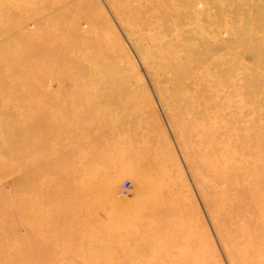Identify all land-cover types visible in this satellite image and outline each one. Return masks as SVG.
<instances>
[{"label": "rangeland", "instance_id": "rangeland-1", "mask_svg": "<svg viewBox=\"0 0 264 264\" xmlns=\"http://www.w3.org/2000/svg\"><path fill=\"white\" fill-rule=\"evenodd\" d=\"M161 38L179 42L182 67L221 72L228 103L153 73L141 52ZM0 112L12 113L0 131L28 125L0 133V157L25 155L6 143H41L25 168L0 169V264H264V203L251 190L262 177L264 0H0ZM70 150L102 202L81 195L64 207L56 169ZM135 201L142 218L121 221L131 206L109 216Z\"/></svg>", "mask_w": 264, "mask_h": 264}, {"label": "bare ground", "instance_id": "bare-ground-1", "mask_svg": "<svg viewBox=\"0 0 264 264\" xmlns=\"http://www.w3.org/2000/svg\"><path fill=\"white\" fill-rule=\"evenodd\" d=\"M182 15H177L176 17L173 16H168V19L166 21H162L161 23H159L154 29L155 31H157L158 29L160 31H168L172 25L174 24V22L176 20H178L179 18H182ZM203 24V23H202ZM139 34H143V33H139ZM138 34V35H139ZM203 34V33H202ZM218 46V43H217ZM152 51L155 53H152L150 50L147 51H142L141 54L142 56L145 58V60L147 62H149L150 64H152V72L153 73H157L159 70H163L164 69H169L170 73H172L171 78H169L170 83L175 84V85H180L183 89V94L189 96L191 90L193 89H203L205 90V92L207 91L208 94H206L209 97L214 98L215 103L218 104H224V103H228L227 102V96H225V98H222V94L224 93V88H225V84L223 83V81L221 80V72H216L214 74H209V70L207 75L205 73H201V75L199 73H195L193 71L192 68H188V67H182L185 65V63L187 62L185 60V55L183 53H181V46L179 45V42H177L174 39H159L157 41H154L152 44ZM193 49V48H192ZM112 60V58H111ZM188 63V62H187ZM186 63V64H187ZM190 63V61H189ZM105 65V64H104ZM180 65V67H179ZM189 66V65H187ZM206 71V70H205ZM98 73L104 74L108 76V79H110L111 85L113 88H120L122 86L123 83L120 82H116L118 76L120 75V73L113 68L112 71H108L107 68L106 69H99ZM212 73V72H211ZM215 75V77L213 78V76ZM187 78H182V77H186ZM201 79H200V78ZM120 78V77H119ZM118 78V79H119ZM206 78V79H205ZM79 81L82 82V84L86 83L87 81H94V79H92L91 74H88L87 78H81L79 77ZM100 82H103V80H101ZM169 83V84H170ZM227 87V86H226ZM242 88V87H241ZM251 89V88H249ZM185 90V91H184ZM240 91V89H238ZM237 89L234 91H232V94L234 95H239V91ZM242 90V89H241ZM253 90V89H252ZM116 90L112 89L111 95H115ZM251 91V90H250ZM181 92V91H180ZM249 92V91H248ZM204 94V93H203ZM225 94V93H224ZM206 95L204 96H196L194 95L196 98H198V100L202 101L203 103H206ZM186 96V97H187ZM185 97V96H184ZM183 97V98H184ZM185 97V98H186ZM187 99V98H186ZM189 99V98H188ZM194 100V98H193ZM197 100V99H196ZM229 100V99H228ZM231 100V99H230ZM232 101V100H231ZM197 102V101H196ZM252 102V101H251ZM200 103V102H199ZM230 103V101H229ZM194 104V103H193ZM217 104V105H218ZM232 104V102H231ZM192 105V104H191ZM243 105V104H242ZM198 107V106H197ZM200 107V106H199ZM191 108V107H190ZM220 108V107H219ZM246 108V107H244ZM66 109V108H65ZM198 109V108H197ZM217 110V109H216ZM244 110V109H243ZM16 113V111H14ZM218 112V111H216ZM249 112V111H248ZM255 112V111H254ZM261 112V110L258 111V113ZM2 112H0L1 114ZM198 113V112H196ZM223 113V112H222ZM236 113H241L240 110L239 111H235L232 114V118L235 116ZM256 113V112H255ZM7 114H12L10 112H5V114H1V117H4V124L7 125V123L5 122V120L7 119L5 117V115ZM242 115V114H241ZM252 116V115H251ZM254 116V115H253ZM2 119V118H1ZM216 119V118H215ZM214 120V119H213ZM2 121V120H0ZM18 120H15V122L9 124V126H6V129H3L0 131V133H28V125L25 123L26 120H24V122L22 121V123H18L16 122ZM3 122V121H2ZM213 122V121H211ZM216 124V122H215ZM249 127V126H248ZM263 130V131H262ZM262 132L260 133L259 136V140H260V147L261 149H259L256 152L257 157L262 161V164L260 166V173H261V179L259 181H256L255 183H252V198L256 203H264V194H259L261 192V190H264V126L262 127ZM230 131V130H229ZM250 132V131H249ZM216 133V132H215ZM252 134H255L251 131ZM86 137H88V135H86ZM68 139H70L69 141L66 140V143H70L71 140L75 139L74 136H68ZM252 141V140H251ZM258 143V144H259ZM20 144V143H19ZM16 144V143H6L5 145H9V147H22L24 149V156H21V158H16V159H11L8 160L5 157L1 156L0 157V169L4 171H9L12 172V170H14L15 168L21 170L23 168H25L30 162V158L28 157L27 153H30L31 150H33L34 148L40 147V142L35 141V144L33 143H22V144ZM235 144V143H234ZM236 146V145H235ZM62 147V146H61ZM63 148V147H62ZM240 152H238L237 154H239ZM240 155V154H239ZM69 157L66 158H61L62 162L60 161V166L56 169V172L63 177V179L65 180L66 184L64 187V192H68L69 194V198L64 200V207L68 206L71 203H75L77 201L78 198L81 197V195L85 196L86 199H91V198H97V201L100 202L102 197H101V192L95 193V191L93 190V184L91 181H85V180H81L80 177L84 172H87L88 170H86V168L84 167H80L83 164V161L85 159V157L83 155H77L75 154V152L73 150H70L68 153ZM238 156V155H237ZM236 156V157H237ZM243 156V155H242ZM75 157H77V160L79 161V163L76 162V160L74 159ZM234 157V156H233ZM251 157V156H250ZM250 157H248L247 159H249ZM217 158V157H216ZM245 159V158H244ZM243 159V160H244ZM257 160V159H255ZM219 161V160H218ZM82 163V164H81ZM250 163V161H249ZM256 164V163H255ZM252 165V164H251ZM257 165V164H256ZM254 166V165H252ZM250 167V166H249ZM62 169H65V171H62ZM213 169V168H211ZM257 169V168H256ZM224 170V168H223ZM222 170L223 174L224 171ZM62 171V172H61ZM225 171H227L225 169ZM228 172V171H227ZM252 173V172H251ZM228 174V173H227ZM35 175V172H32L30 174L25 175L22 178H19L17 180V184H27L28 179L32 176ZM225 175V174H224ZM250 175V174H249ZM57 176V175H56ZM258 177V176H257ZM255 178V177H254ZM253 179V178H252ZM256 180V179H255ZM254 180V181H255ZM226 182V181H225ZM250 182V181H249ZM235 183V180H234ZM110 185V183H109ZM237 185V184H236ZM243 185V184H242ZM239 187V186H238ZM60 190V189H59ZM101 193V194H100ZM250 193V192H249ZM144 199V198H143ZM142 199V200H143ZM141 200V201H142ZM149 200V199H148ZM78 202V201H77ZM102 202V201H101ZM143 202V201H142ZM140 201H135L134 203L131 202V204H117V205H113L112 206V210L111 213L109 214V216L111 218L117 216L114 212L115 211H121V210H125L128 209L130 206L131 208H129V210L126 214H123L122 217L124 221L126 219H133V218H142V216H140V214L137 213V209L142 208L143 207V203ZM147 202V201H145ZM102 205V204H101ZM134 205V206H132ZM146 204L144 203V207L145 209L149 207V204L147 205L148 207L145 206ZM259 205V204H258ZM132 207L136 208V211H133L135 209L132 210ZM66 209V208H65ZM144 209V208H143ZM258 209V208H257ZM119 211V212H120ZM141 212V211H140ZM121 213V212H120ZM261 213V212H260ZM73 215V214H72ZM76 216V214H74ZM120 215V219L121 218ZM119 216H117L118 218ZM256 217V216H255ZM74 218V217H73ZM264 218V217H263ZM70 219V218H69ZM73 221V220H72ZM130 221V220H129ZM260 221V220H259ZM127 222V220H126ZM124 222V224L126 223ZM256 222V221H254ZM122 223V222H121ZM254 224V223H253ZM257 224V223H256ZM263 224V223H262ZM83 224L80 223H76V226H78L79 228H81ZM260 225V224H259ZM125 226V225H124ZM261 228V227H260ZM259 229V228H258ZM140 235V234H139ZM120 235L118 233H111L109 234V236L102 238V239H93L92 243H89L88 245L91 247L92 244L96 245H105V244H109L110 241L118 238ZM149 236V234H148ZM153 236V235H151ZM144 238V237H143ZM148 238V237H147ZM153 238V237H152ZM151 239V238H150ZM152 240V239H151ZM153 242V240H152ZM131 248V246H130ZM134 248H138V249H143L144 246L142 247L141 245H135ZM128 250V249H127ZM117 251V250H116Z\"/></svg>", "mask_w": 264, "mask_h": 264}, {"label": "built area", "instance_id": "built-area-1", "mask_svg": "<svg viewBox=\"0 0 264 264\" xmlns=\"http://www.w3.org/2000/svg\"><path fill=\"white\" fill-rule=\"evenodd\" d=\"M128 188H129L128 183H125V185H124V190H126V189H128Z\"/></svg>", "mask_w": 264, "mask_h": 264}]
</instances>
